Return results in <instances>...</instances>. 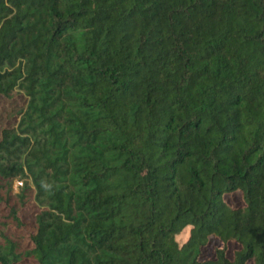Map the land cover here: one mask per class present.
Listing matches in <instances>:
<instances>
[{
	"label": "trees",
	"instance_id": "obj_1",
	"mask_svg": "<svg viewBox=\"0 0 264 264\" xmlns=\"http://www.w3.org/2000/svg\"><path fill=\"white\" fill-rule=\"evenodd\" d=\"M4 101L0 264H264V0H0Z\"/></svg>",
	"mask_w": 264,
	"mask_h": 264
},
{
	"label": "rangeland",
	"instance_id": "obj_2",
	"mask_svg": "<svg viewBox=\"0 0 264 264\" xmlns=\"http://www.w3.org/2000/svg\"><path fill=\"white\" fill-rule=\"evenodd\" d=\"M26 98L23 97L21 103L26 102ZM9 111V107L6 101L0 103V125H4L7 123V112ZM32 218V213L30 212L27 216V219ZM26 264H33V263H26Z\"/></svg>",
	"mask_w": 264,
	"mask_h": 264
},
{
	"label": "built area",
	"instance_id": "obj_3",
	"mask_svg": "<svg viewBox=\"0 0 264 264\" xmlns=\"http://www.w3.org/2000/svg\"><path fill=\"white\" fill-rule=\"evenodd\" d=\"M18 185H21V182L16 181V183H15V189H16V190H17Z\"/></svg>",
	"mask_w": 264,
	"mask_h": 264
}]
</instances>
